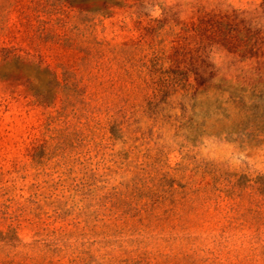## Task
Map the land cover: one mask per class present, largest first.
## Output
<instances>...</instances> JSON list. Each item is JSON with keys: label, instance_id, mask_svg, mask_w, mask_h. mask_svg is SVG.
Masks as SVG:
<instances>
[{"label": "rangeland", "instance_id": "rangeland-1", "mask_svg": "<svg viewBox=\"0 0 264 264\" xmlns=\"http://www.w3.org/2000/svg\"><path fill=\"white\" fill-rule=\"evenodd\" d=\"M101 7L0 0V223L22 243L56 244L73 264H247L264 255L262 201L225 199L217 211L212 201L177 224L165 221L171 201H144L210 187L214 171L237 192L263 181L264 0ZM130 58L145 66L134 75L148 76L134 89L188 75L202 91L183 102L182 129L149 118L145 107L158 102L142 98L124 117ZM62 91L85 97L63 103ZM168 106L180 115L179 97ZM234 202L242 219L229 227Z\"/></svg>", "mask_w": 264, "mask_h": 264}, {"label": "trees", "instance_id": "trees-1", "mask_svg": "<svg viewBox=\"0 0 264 264\" xmlns=\"http://www.w3.org/2000/svg\"><path fill=\"white\" fill-rule=\"evenodd\" d=\"M67 1L70 5L80 4L82 2L89 1H98L102 3V7L99 8L103 14L107 13L110 8L117 7L123 8L126 7L130 0H64ZM132 53L138 52V50L144 51L145 47L140 45H132L127 47ZM141 63H145L140 61ZM130 66L125 75L121 78L126 86L132 87L131 89H124L120 92V97L123 101V107L121 112L126 117L127 113H131L134 107H129L130 103H133L138 98H142L143 101H152L156 103L155 105L148 104L146 112L153 118L156 122L163 121L167 119L166 125H172L177 130L183 128L182 120L185 119L187 107L183 106V102H195L197 97L202 92L198 87L190 82V77L188 75L175 76L169 79V82H154V86H157V89L152 90L151 92L137 90L133 87L138 83H146L148 81V76L146 74L140 73L134 75L132 72L136 67L145 68L144 65L138 66L139 61L130 58L127 62ZM74 75L72 78L76 80ZM71 78V79H72ZM156 78V77H155ZM154 78V79H155ZM159 79V78H158ZM156 80V79H155ZM69 77L64 79V82H68ZM159 81V80H158ZM63 97V103H70L72 100L84 95L79 91H72L60 93ZM41 103H45L43 95L38 96ZM85 97V95H84ZM175 97H179L181 101L180 115H170L168 102L172 101ZM172 110V109H171ZM136 111V110H134ZM145 113V112H144ZM134 115V114H133ZM192 124H196L190 120L189 129L192 128ZM163 125V124H162ZM180 125V126H178ZM186 144L193 145L194 141H185ZM35 157L33 158V161ZM212 178V185L210 187L202 189H191L185 188L184 191L177 193L172 191L169 194V197L156 196V199H153V196H149L144 199V201H171V203L166 207L164 214L166 215V220L171 223H184L185 218L187 222L192 221V217L198 215L201 217L205 215L206 211L210 209L212 201H215V211L219 209L218 201H262L257 209L260 210L264 208V178L260 183H255L256 185L250 188V192L243 190L237 192L238 186L231 183L230 180H227V188L223 189L222 183L226 179L222 178V174L218 172L209 173ZM217 201V202H216ZM241 203V202H240ZM240 205V204H239ZM236 202L231 203L226 209V218L228 226H233L239 221L241 222L240 215V206ZM214 206V205H213ZM203 212V213H201ZM201 213V214H200ZM161 220V219H160ZM255 253V250H253ZM259 256V257H258ZM65 257L61 256L60 250L57 249V245L51 242H48L44 239L33 241L32 243L25 244L18 237L17 230L11 228V226L4 228V225L0 223V264H73L75 260H70L67 263L64 261ZM264 264V255L253 254L250 259H248L247 264ZM252 263V264H253Z\"/></svg>", "mask_w": 264, "mask_h": 264}]
</instances>
